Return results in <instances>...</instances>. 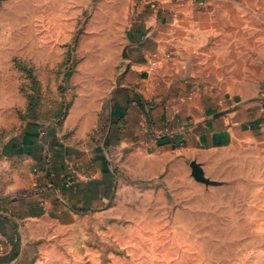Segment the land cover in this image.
I'll return each mask as SVG.
<instances>
[{
	"label": "rangeland",
	"instance_id": "obj_1",
	"mask_svg": "<svg viewBox=\"0 0 264 264\" xmlns=\"http://www.w3.org/2000/svg\"><path fill=\"white\" fill-rule=\"evenodd\" d=\"M140 1L0 0V235L15 251L0 264H264L260 150L203 151L187 171L127 167L117 91ZM135 98L142 130L168 138L173 122L154 127ZM94 155L109 168L97 204L63 190L93 177Z\"/></svg>",
	"mask_w": 264,
	"mask_h": 264
},
{
	"label": "crops",
	"instance_id": "obj_2",
	"mask_svg": "<svg viewBox=\"0 0 264 264\" xmlns=\"http://www.w3.org/2000/svg\"><path fill=\"white\" fill-rule=\"evenodd\" d=\"M140 2L131 27L128 84L117 91L128 104L116 113H128L122 122L133 130L122 142L130 147L129 171H187L185 163L207 150L254 147L263 158L264 0ZM138 96L150 102L154 127L168 129L173 122L165 140L142 130ZM51 152L58 156L56 148ZM63 157L70 158V151ZM89 161L93 177L63 190L97 204L109 168L98 155ZM68 172L53 171L54 187H62ZM2 237L0 255L10 256L15 251H6Z\"/></svg>",
	"mask_w": 264,
	"mask_h": 264
},
{
	"label": "water",
	"instance_id": "obj_3",
	"mask_svg": "<svg viewBox=\"0 0 264 264\" xmlns=\"http://www.w3.org/2000/svg\"><path fill=\"white\" fill-rule=\"evenodd\" d=\"M191 165L193 167L194 174L199 179L200 178V173L202 171L200 165L197 162H195V161H192Z\"/></svg>",
	"mask_w": 264,
	"mask_h": 264
},
{
	"label": "built area",
	"instance_id": "obj_4",
	"mask_svg": "<svg viewBox=\"0 0 264 264\" xmlns=\"http://www.w3.org/2000/svg\"><path fill=\"white\" fill-rule=\"evenodd\" d=\"M199 4H205V0H199ZM156 5L154 3H152V7H155Z\"/></svg>",
	"mask_w": 264,
	"mask_h": 264
}]
</instances>
